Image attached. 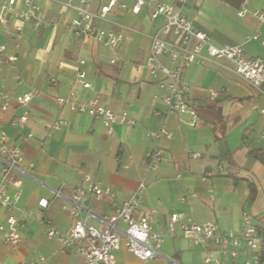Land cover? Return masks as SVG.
Masks as SVG:
<instances>
[{"label": "crops", "instance_id": "obj_1", "mask_svg": "<svg viewBox=\"0 0 264 264\" xmlns=\"http://www.w3.org/2000/svg\"><path fill=\"white\" fill-rule=\"evenodd\" d=\"M67 1L40 2L39 17L48 24L45 28L35 29L17 18L6 28L0 25V44L6 46L7 54L14 52L13 27H22L15 52L18 61L0 67V90L10 100L6 110L0 109V127L23 156L8 180L9 195L14 197L18 191L20 195L12 208L0 207V226L8 229L7 219L15 218L20 242L16 247L0 243V264L41 259L50 264H82L79 253L47 238L43 221L49 219L60 232L69 229L71 220L61 207L69 205L72 190L86 174L115 193L114 200L103 198L95 203L92 212L97 217L111 214L114 205L134 194L144 181L146 189L136 216H146L152 231L163 236L155 258L141 261L121 247L115 264H205L206 253L225 264H244L248 254L243 244L236 259H224L214 246L204 250L178 230L170 236L167 225L169 216L176 213L238 234L247 213L264 229V97L233 76L226 63L191 64L182 79L200 122L193 129L189 115L167 112V92L145 65L151 36L163 18L151 19L148 8L134 15L130 12L134 0H120L126 9L116 6L94 22L98 28L124 34L121 45L111 48L73 37L69 22L76 17L73 6L78 0H72V7L64 5ZM107 2L94 0L93 11L99 13ZM262 3L248 0L246 6L252 9ZM22 7L18 0L17 9ZM238 10L220 0H188L181 7L182 14L208 34L213 44H237L247 58L264 61V25L251 14L238 16ZM81 71L90 89H83L77 80ZM28 93L32 94L28 104H17L16 98ZM92 97H99L115 114L126 112L132 124L115 125L107 135L101 120L57 102L62 98L78 104ZM25 111L29 119L24 127L14 126L13 121ZM160 130L170 138L147 137L149 131ZM156 146L163 150L164 160L158 169L149 171L145 158ZM191 154L199 156L191 158ZM207 173L212 177L203 181ZM41 199L47 200L46 208L38 205ZM97 217L87 218V223L100 226Z\"/></svg>", "mask_w": 264, "mask_h": 264}, {"label": "built area", "instance_id": "obj_2", "mask_svg": "<svg viewBox=\"0 0 264 264\" xmlns=\"http://www.w3.org/2000/svg\"><path fill=\"white\" fill-rule=\"evenodd\" d=\"M42 0H22L23 7L17 9L18 0H0V25L6 28L13 18L24 23H31L33 28H45L46 24L39 17V4ZM244 0L237 15L251 14L258 22L264 25V3L257 8H248ZM72 0H68L67 7ZM94 0H78L73 6L76 17L71 19L69 27L73 37L79 40H91L104 46L118 48L124 39L121 31L104 30L95 26L96 19H104L114 8L126 9V5L120 0H108L102 6L99 13L93 11ZM188 0H173L172 4L159 0H134L130 12L138 14L142 8H148L150 18H163L160 27L150 39V53L146 60V67L153 80L167 94L164 98L168 113L177 116L189 115V125L193 129L200 126L195 106L188 96V87L183 83V72L191 64L207 67L213 63H226V69L236 78L252 87L264 97V61L260 58H247L240 45L213 44L205 32L195 28L192 20L182 14L181 7ZM13 53H6V46L0 44V67L13 66L18 61L15 53L20 47L22 39V27L14 26ZM125 30H129L125 28ZM256 36V35H255ZM264 46V39L262 41ZM77 80L83 89H90L91 84L85 79L83 71L77 74ZM20 81V77L16 76ZM72 96V94H70ZM32 97L31 93L17 97L16 102L20 106H26ZM2 104L0 109L6 110L10 100L0 90ZM60 106L69 103L72 110L83 112L94 119L101 120L107 135L112 134L115 125L132 124L126 112L115 114L106 108L99 97H92L82 103H72L70 100L59 98ZM264 114V112H263ZM29 119V113L23 112L13 121V125L23 128ZM65 124V122H60ZM147 137L159 140L162 137L170 138V134L164 130L159 132L149 131ZM199 154H191V158H197ZM163 150L156 146L145 158V167L152 171L163 163ZM23 162L22 151L8 142L7 134L0 127V207L10 209L14 206L20 191L11 197L8 192V180L12 173L16 172ZM207 173L202 177L203 181L211 178ZM146 184L140 181L134 194L124 198L119 204L114 205L112 213L107 216L97 217L92 212L95 203L103 198L114 200L115 193L108 186H100L86 174L83 176L79 187L72 190L69 205H63L61 209L68 213L71 226L64 232L58 231L49 219H45L46 236L59 242L62 249L74 250L82 257V264H115V253L124 247L133 256L141 261H147L158 255L157 248L163 241V236L153 232L146 216L137 217L141 198L145 192ZM209 198L214 199V193L209 190ZM41 208L47 207V200L38 202ZM97 217L100 226H92L87 223V218ZM242 226L238 234L232 231L222 232L215 223L198 224L190 217L183 214H171L168 218V233L170 236L178 230L181 236L189 240L193 245L204 250L214 246L216 251L224 259L234 260L244 245L248 258L244 264H264L261 259L264 251V229L256 226L250 215L242 216ZM8 229L0 226V243L16 247L20 242V234L15 218L7 219ZM205 264H225L220 259L212 258L210 253L204 257ZM24 264H50L45 259L39 262H27Z\"/></svg>", "mask_w": 264, "mask_h": 264}, {"label": "trees", "instance_id": "obj_3", "mask_svg": "<svg viewBox=\"0 0 264 264\" xmlns=\"http://www.w3.org/2000/svg\"><path fill=\"white\" fill-rule=\"evenodd\" d=\"M220 1L230 5L235 9H239L244 2V0H220Z\"/></svg>", "mask_w": 264, "mask_h": 264}]
</instances>
